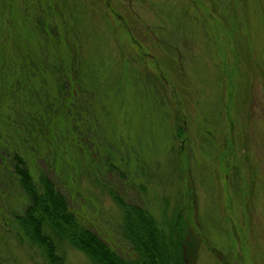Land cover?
Returning <instances> with one entry per match:
<instances>
[{
    "label": "rangeland",
    "instance_id": "rangeland-1",
    "mask_svg": "<svg viewBox=\"0 0 264 264\" xmlns=\"http://www.w3.org/2000/svg\"><path fill=\"white\" fill-rule=\"evenodd\" d=\"M4 7L0 0L5 24ZM13 7L25 39V6ZM40 9L63 24L56 53L69 58L78 38L92 120L81 129L83 153L67 143L62 158L24 128H0V264H48L16 234L28 200L9 173L15 149L125 257L109 188L143 205L169 236L184 227L181 212L195 264H264V0H48ZM58 253L64 264H91L66 243Z\"/></svg>",
    "mask_w": 264,
    "mask_h": 264
},
{
    "label": "trees",
    "instance_id": "trees-1",
    "mask_svg": "<svg viewBox=\"0 0 264 264\" xmlns=\"http://www.w3.org/2000/svg\"><path fill=\"white\" fill-rule=\"evenodd\" d=\"M2 2L8 12L4 24L0 9V128L10 134L26 129L54 157L62 158L67 143L83 153L82 141L89 135L81 129L89 128L93 99L83 84L78 38L68 45L73 54L65 58L55 52L61 45L59 30L63 24L56 25L54 18L40 9H48V0ZM14 2L25 6L20 19L27 32L25 39L15 25ZM30 9L36 17L28 12ZM183 127L180 122L176 125V137H181ZM0 144L7 147L4 140ZM18 150L13 151L9 173L17 178L28 205L23 214L15 215L22 233L16 234L20 240L27 239L41 248L48 264H64L63 255L58 253L63 243L82 252L91 264H195L197 243L181 212L177 218L184 227L179 225L169 236L148 209L126 201L109 188L111 199L122 211L121 234L132 253L130 258L125 257L84 223L49 174L41 172L36 180Z\"/></svg>",
    "mask_w": 264,
    "mask_h": 264
}]
</instances>
